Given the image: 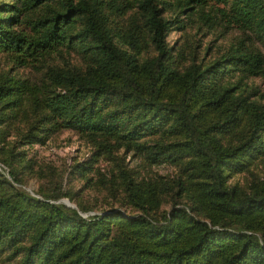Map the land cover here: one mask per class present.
I'll return each instance as SVG.
<instances>
[{"label": "trees", "instance_id": "obj_1", "mask_svg": "<svg viewBox=\"0 0 264 264\" xmlns=\"http://www.w3.org/2000/svg\"><path fill=\"white\" fill-rule=\"evenodd\" d=\"M185 18L235 41L184 57L168 36ZM257 41L264 0H0V264H264V182H228L264 161V95L243 83L264 79ZM60 50L82 63H50ZM63 130L91 148L69 168L85 186L111 162L96 185L116 204L90 214L54 173L25 189L41 168L23 148ZM127 155L178 174L145 178Z\"/></svg>", "mask_w": 264, "mask_h": 264}, {"label": "rangeland", "instance_id": "obj_2", "mask_svg": "<svg viewBox=\"0 0 264 264\" xmlns=\"http://www.w3.org/2000/svg\"><path fill=\"white\" fill-rule=\"evenodd\" d=\"M184 17V15L182 16ZM184 28L173 30L168 36V42L176 50L182 52L184 57H189L194 49H196L198 58L203 62L211 61L217 56H220L233 41L237 31L228 27L208 28L207 26L198 28V22L193 18H185L183 20ZM181 25V24H180ZM262 53H264V41L253 43ZM210 46V49H206ZM222 52V53H221ZM180 57V53L178 55ZM50 63L60 66L80 65L81 58L73 51L60 50L52 55ZM11 67L7 55L0 53V70H6ZM39 69L29 67H15L10 73L21 78H35ZM233 80V79H232ZM243 83L248 85L253 92L258 91L264 95V79L262 78H247L243 79ZM257 93V94H258ZM258 94V96H259ZM257 97V95H255ZM27 156L36 161V167L41 168L40 175L30 177L25 185L27 191H37L39 186L44 182V174H57L58 181L61 182L76 199H80L82 203L88 207H92L88 213L98 212L102 208H107L110 205L116 204L112 193L106 186H97L98 177L104 176L108 179L111 176L112 164L110 161L100 160L96 165L99 172H93L90 176L93 178L94 185L85 183L69 172L70 165L75 161H82L91 153L89 144L78 134L71 130H63L53 135L44 145L34 144L25 146ZM142 159H131L130 155L126 156V161L134 165L137 163V170L140 176L145 178L164 176L165 178H175L178 174V169L174 165L167 163L154 164L142 167ZM250 170V172H249ZM248 171L235 173L229 179V184L236 185L240 188H249L250 185L257 180L264 182V161L257 162L249 168ZM98 173V174H97ZM251 173H254L251 175ZM66 199V198H65ZM170 204L164 199L158 213L167 211ZM130 211L131 208H125Z\"/></svg>", "mask_w": 264, "mask_h": 264}, {"label": "water", "instance_id": "obj_3", "mask_svg": "<svg viewBox=\"0 0 264 264\" xmlns=\"http://www.w3.org/2000/svg\"><path fill=\"white\" fill-rule=\"evenodd\" d=\"M62 202L69 207L75 208V206L71 204L67 199H63Z\"/></svg>", "mask_w": 264, "mask_h": 264}]
</instances>
